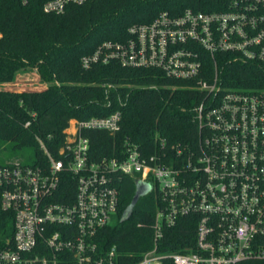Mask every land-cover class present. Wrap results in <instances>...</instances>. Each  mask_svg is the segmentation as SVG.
Returning a JSON list of instances; mask_svg holds the SVG:
<instances>
[{"label": "built area", "instance_id": "1", "mask_svg": "<svg viewBox=\"0 0 264 264\" xmlns=\"http://www.w3.org/2000/svg\"><path fill=\"white\" fill-rule=\"evenodd\" d=\"M87 1L47 0L43 8L60 14ZM223 1L217 11H162L131 25L124 40H104L82 57L85 69L116 62L192 82L201 94L193 116L197 134L170 144L157 133L153 152L126 137L112 155L95 158L87 131L117 135L122 129L117 110L70 119L56 153L37 136L43 160L0 164L1 206L14 214L13 239L0 250V264L264 260V83L244 87L226 77L232 63L264 66V0ZM129 175L149 183L161 201L154 246L133 262L132 253L106 246L102 236L118 214L121 185ZM187 217L196 224L194 244L161 251L165 230Z\"/></svg>", "mask_w": 264, "mask_h": 264}, {"label": "trees", "instance_id": "2", "mask_svg": "<svg viewBox=\"0 0 264 264\" xmlns=\"http://www.w3.org/2000/svg\"><path fill=\"white\" fill-rule=\"evenodd\" d=\"M46 1L0 0V84L13 82L19 73L31 69L47 84L43 90L24 91L0 86V148L6 143L31 147L33 163H37L43 160L37 136L56 153L70 119L106 116L117 110L122 112L117 135L87 131L95 158L112 155L126 137L149 152L155 149L157 133L170 144L195 138L194 108L201 94L191 87L192 82L171 79L159 69L122 67L116 62L85 69L81 59L104 40H124L131 25L149 22L162 11L174 15L188 8L217 11L223 0H88L60 14L45 12ZM226 77L233 85L260 86L264 66L232 63ZM138 183L135 178L127 189L121 185L120 222L102 233L106 246L116 244L124 254H133L130 262L154 246L153 225L161 203L151 192L139 200L132 217L123 221ZM195 227L194 220L181 219L165 230L160 250L172 253L192 246ZM13 235L14 214L2 208L0 199V250L11 244ZM164 264L173 263L166 259ZM242 264H264V260Z\"/></svg>", "mask_w": 264, "mask_h": 264}, {"label": "rangeland", "instance_id": "3", "mask_svg": "<svg viewBox=\"0 0 264 264\" xmlns=\"http://www.w3.org/2000/svg\"><path fill=\"white\" fill-rule=\"evenodd\" d=\"M5 89L24 90H43L47 84L42 80L41 75L36 69L19 73L13 82L0 84ZM34 150L31 147L16 148L12 143H6L0 148V164L10 162L33 163ZM131 184H135V177L127 176L123 183V189H127ZM118 214L113 217L111 226L119 224Z\"/></svg>", "mask_w": 264, "mask_h": 264}, {"label": "water", "instance_id": "4", "mask_svg": "<svg viewBox=\"0 0 264 264\" xmlns=\"http://www.w3.org/2000/svg\"><path fill=\"white\" fill-rule=\"evenodd\" d=\"M151 191V185L149 183H138L137 190L135 192V195L131 201V203L125 208L123 212L122 220L126 221L129 220L135 210L136 205L138 204L139 200L149 194Z\"/></svg>", "mask_w": 264, "mask_h": 264}]
</instances>
